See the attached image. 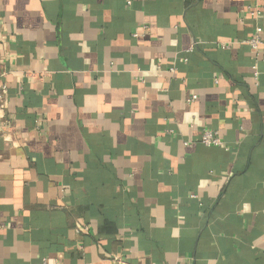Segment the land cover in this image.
<instances>
[{
  "label": "crops",
  "instance_id": "crops-1",
  "mask_svg": "<svg viewBox=\"0 0 264 264\" xmlns=\"http://www.w3.org/2000/svg\"><path fill=\"white\" fill-rule=\"evenodd\" d=\"M4 83L0 264H264V0H0Z\"/></svg>",
  "mask_w": 264,
  "mask_h": 264
},
{
  "label": "built area",
  "instance_id": "built-area-1",
  "mask_svg": "<svg viewBox=\"0 0 264 264\" xmlns=\"http://www.w3.org/2000/svg\"><path fill=\"white\" fill-rule=\"evenodd\" d=\"M250 13L252 15H257L259 13H261V9H252L250 11ZM135 36L138 35V33L134 34ZM248 42L252 45L253 48L257 49L260 44L262 43V38L261 35L258 33L255 36L251 37ZM160 68V67H158ZM7 93H8V87L7 85L4 83L1 86L0 89V128H2L6 122L9 123V119H6V97H7ZM197 98L196 95H193L192 98L190 99V101H194ZM201 143H203L204 145H215V146H222L223 145V141L221 139V137L218 135L217 132H214L212 130L209 129H204L202 131L201 134Z\"/></svg>",
  "mask_w": 264,
  "mask_h": 264
}]
</instances>
